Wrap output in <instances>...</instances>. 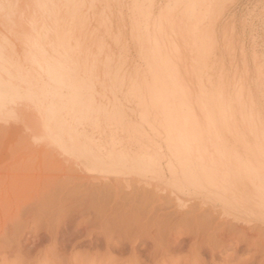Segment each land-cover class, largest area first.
I'll list each match as a JSON object with an SVG mask.
<instances>
[{
  "label": "rangeland",
  "instance_id": "obj_1",
  "mask_svg": "<svg viewBox=\"0 0 264 264\" xmlns=\"http://www.w3.org/2000/svg\"><path fill=\"white\" fill-rule=\"evenodd\" d=\"M83 4H85V6H83V11L87 14L88 20L87 22L85 21L84 24H76V26L78 27L76 28L78 36H80V34L82 36L78 42H76V38H72V40L66 39L62 41V43L53 38V40L50 38L52 41L50 39L40 40V42L35 43H25V40V42L20 40L21 43L18 40V42L13 40L0 42V44L7 47L6 48L4 46V48H2L3 46L0 45V47L2 46L1 52L3 53H1L0 55H4L0 57V65L7 68H13L15 65L22 67H25L27 65L30 67L31 64L29 63L31 62H29L30 60H27L31 57H35L36 55H38L39 57H48L50 59L54 58L56 60H59L61 58L64 59L66 57V60L64 59L66 61L64 68H60V64L58 63V61H53L52 64L54 66L51 64L53 66V69L48 70V73H50L52 76L55 75L57 71H61L63 74L60 79L61 82L59 84L57 83V86L55 87L56 89L42 86L39 88L41 92H38L39 89H37L38 87L36 88V86L29 87L27 85H24L25 87H27L25 88L23 85H21L23 86V88L21 86L17 87L15 86L16 82L19 83V85L21 83L23 84V82L19 79H17L16 82L13 80L14 84L12 82L9 83V85L13 84L14 87L13 85L10 86L13 88L17 87L19 89L18 90L16 88V90H18L17 92L20 95L19 96L17 94V96L21 97V100L18 99L19 102L15 101L18 97L16 99L15 97H13L15 95L14 93L16 92V90L13 89L14 93L11 94L14 95L11 96L13 97V100H15L13 101L12 97L9 96L12 105H10V102H8L9 104L4 103L2 104L3 106L1 105L2 110H4L2 111L0 109V115H3L4 118L2 117L0 118V120L6 122L2 119L8 117L6 118V120L8 119L6 123L9 122L16 125L14 129L17 132V135H20L19 140H21L22 142H19V144L22 145L25 140L28 139L23 144L24 149L26 148L27 150V147H30V149H35L34 151L38 150V152H36L38 153L37 155L33 150H30L28 148V150H30V154L27 152L28 156H26V151L23 149L21 151V147L23 148V146L19 145L21 147H18L20 148L19 152H21V155L23 156L24 154V158L27 159V157L32 155L30 158L31 160L29 159L31 162V166L33 165V169L31 168L32 170H30L32 171V174L31 172L30 174L28 172L29 181H31V179L33 180L32 182H30L31 185H44V183H48L50 179L55 176H57V178L55 177V180L53 179L54 181H52L57 183L60 179L64 180L68 176L70 177V175H74V178L77 175L78 177L80 175L81 177L89 175L90 170H93V168L95 170L96 168L93 167L92 169H86V167L84 166V163L87 159L86 157H82L81 159V161L84 160L82 161L83 166H78V168H76L77 165L75 166L74 163V159L76 158L74 156L80 157L77 145L79 146L82 144L81 147L85 150V146L88 147L90 145V142L92 141L91 137H93V140L95 139V141L101 140L103 146L105 142V145H107V147L104 146L105 151L108 150L109 152H113L115 156L119 154L118 151L126 150L125 147H127V150L124 152L128 153L131 151V149H135V151H137L136 149L139 148V146H143V142H145L146 138L151 137L150 139L154 141V144L149 138H147L150 142L146 140V143L148 142L149 144H145L144 147H150V145H152L151 148L148 147L146 148V150L151 149L149 150V152L152 153L155 151V154L157 155L165 154L169 157L171 156L168 159L170 161H167L166 163L167 165L169 163H171L172 165H169L168 168L166 164H164V167L162 168L163 170H157L159 172L157 173V175L160 174L159 176L163 180V190L161 189L160 192L161 195H168L167 197H172V199L174 200L177 199L176 201H178V199L180 198L182 201L184 200L182 202L183 204H187V209L185 207L187 211L184 208L180 209L179 207L176 206V208L174 206V210L170 208V210L172 209L170 211L171 213L175 210L178 213H180L181 211L182 213L186 211L187 214L188 212H195V214L201 217L203 210L207 209V203H212L208 206L210 208L215 207L211 210H214L217 214L213 213L212 211L210 212L218 216H215L217 223L219 222L218 224L224 225L225 221L228 224V220L233 224L237 220L239 222H237L236 225H229H232L234 227L237 226L239 231L244 228L246 232H249L247 233L249 235H251L252 233L254 235H257V233L260 231L257 236H254L258 237L260 233H262L261 231L264 232V211L252 213L250 212L248 207L242 203L240 197H236L238 195L233 190L231 182L228 179L229 165L225 168L226 171L222 170L224 172L223 174L219 173L216 168H221V162L223 159L222 154L226 156L224 158L225 160L227 159L228 163L233 162L235 157L237 162L238 157L240 163L239 165H236L234 167L238 169L239 172L246 174L247 178L252 184L249 186V190L255 192L257 196L264 202V91H261L264 88L262 86L264 85V80L262 82V79L264 78V71H262V69L264 70V0H85V3ZM83 33L85 34V36ZM58 48L60 49L58 50ZM71 48L72 52L70 50ZM156 51H158L159 57L157 56L158 53ZM68 53H70V55H68ZM69 56L71 59L67 58ZM159 58L160 62L158 60ZM257 67L259 69L261 67L262 68L261 70H259ZM162 72L163 74H161ZM156 74H158V77L155 78V76H157ZM0 76V79L3 78L2 74ZM175 76L179 79H177ZM82 78H86V84L82 83ZM154 79L156 80V82H162L165 79V83L163 82V87L157 86L158 88H161V90H159L160 92L158 91L159 94L156 92V88L154 87ZM47 81H50L49 77ZM70 81L73 84H71ZM75 82L80 83L79 85L83 89H78L76 86H74ZM2 84H4V82ZM122 84L125 85H123L124 89L122 88ZM9 85L6 86L5 91H9L10 87L9 89H7ZM165 85L167 87H165ZM21 88L24 90L27 89L28 93L30 91H33L34 93L27 94V90L25 92L24 90L20 91L22 90ZM34 90L37 91L38 94ZM10 91L12 92L11 89ZM10 91L7 93L9 94ZM21 92H23V95H21ZM168 92L171 93L167 96V94H169ZM172 92L174 93V95ZM177 92L179 95L176 94ZM7 93L4 95L8 96ZM35 93L37 94L38 98L36 97V95H34ZM157 95L161 97V100H158L159 96L157 97ZM172 96V101H174L175 103L174 104L172 102V107H174L175 105V107L177 108L178 106L176 104V101H182V99H184V106L186 110L184 109L185 112L182 110L183 113L181 114L182 111L177 110L179 107L177 109L173 108V110H175L176 112H172V117L177 113V111L181 115L176 114L175 119L177 121L173 117L171 122L170 111L168 110V100L172 99ZM181 96L183 97L182 99ZM201 98L202 100L204 98V101H202ZM207 99L209 100L206 101ZM186 100L191 102L187 103ZM210 100L211 103H209ZM243 100L245 101L243 102ZM160 101H162L164 105L162 102L160 103ZM57 103H60L59 106ZM22 104H24V106ZM153 104H155L157 108ZM161 105H163L164 107L161 108ZM63 106L65 108H63ZM13 107H15V109H13ZM187 108L189 111L187 110ZM162 109H164L163 112ZM5 110L6 112H4ZM117 110L119 111V113ZM158 110L160 111V113ZM167 112L169 119L167 118ZM114 113L117 114L114 116L115 118L117 116V118L115 119L117 122H112L113 124L110 125L111 121L109 122V120L111 117H113ZM214 113L216 114L218 119V122L215 124L211 119V115ZM154 114H156V117L158 118L157 120ZM221 114L223 116H221ZM10 116L12 118H10ZM24 117L27 119H25ZM119 120L120 123H118ZM160 120L162 121L160 122ZM178 120H180V123L178 122ZM164 121H166V123L169 121V123L166 124ZM154 122H158L157 124L159 125H156ZM94 123L96 125H94ZM114 123L118 125L117 126L115 124L118 128L115 129ZM147 123H149L150 125ZM162 123L163 127H161L160 130L159 128ZM174 124L176 125V127ZM113 125L114 127H112ZM132 125L134 130L132 128ZM155 125L157 130L155 129ZM92 126H96L99 128L96 130L94 129L96 127L93 128ZM170 126L173 127V129L176 128V130L172 129L170 131L168 128ZM113 131H115L114 133L116 135V137L115 135L113 136L114 138L129 139V137L127 136H131L130 138H132V140H129L132 141L133 144L137 136V140L135 142L137 143L135 144L136 146H134L132 143L130 145L132 146L131 148L128 144H124V146L126 145L125 147L123 146L124 148L122 147V145H111L110 141L111 138L113 139V137H111L112 134H114ZM157 131L160 134V139ZM156 132L158 135L156 134ZM176 132L177 136H175ZM217 132L219 133V135ZM4 133L7 135L6 131ZM97 133H99V135ZM132 133L133 136H135V139H133ZM21 135L24 136L22 137ZM138 135L143 138V140H141ZM48 136L50 138H48ZM51 136L54 138H52ZM178 136L180 138H178ZM51 139H54L55 142H51ZM138 140L143 144L140 143L139 145ZM183 141H186L188 145L187 149L185 148ZM87 142L89 145L87 144ZM51 143L54 144L51 145ZM83 143L85 144V146ZM28 144H30V146ZM155 146H159V148L156 149L154 148ZM115 147H117V149L118 147H120L119 149L121 150H117ZM128 147L130 148V151ZM36 148L38 149L36 150ZM107 148H109L110 150ZM43 150L45 152L51 151V155L53 152V156L55 154L57 158H55L56 156H54L55 159L52 156L48 157V155H46ZM39 151H43V156L45 157L46 155L47 157L42 158L43 156H39L41 155L40 153H42ZM123 151L121 153H124ZM177 152V156L180 158V161L172 159V156H176L175 154H177ZM189 152H201L203 156H211V159H213L214 161V165H212L211 168L214 170L215 175L213 176L212 183L209 184L210 186L207 185L209 188L207 187L208 189H206V191L204 188L205 184L201 182L203 171L199 173V178H197L192 173H190V170H188L187 167L183 166V164L187 162L185 158H187ZM214 154L216 157H214ZM43 159L45 160V163ZM78 159L80 161V158ZM68 162L70 163V166L68 165ZM58 163L60 165L62 164L63 166L61 165V167ZM72 163H74L73 166ZM176 163L178 166L176 165ZM173 164L174 169L177 167L178 171L173 169ZM67 166L71 167V169L72 167H75L76 169H72L73 171L71 172L68 171V173H71L69 175L66 170L71 169H69ZM112 166L114 167L112 168ZM115 166L116 164L100 168L99 170L102 169L101 171H103V174H99V177L103 180L107 178L112 179L113 181H119L120 177L122 178L125 174H127L128 177L130 176L129 178L123 177V179L120 180L124 181V179H127L128 181H130L129 179L133 180L137 178V173L140 174V172L134 171L133 169L126 170V168L122 165H120L121 167ZM170 166L172 167V172L170 171L172 174L170 172H167L168 169L170 170ZM65 168L67 169L64 170ZM121 168H123V170ZM103 169L109 171L107 172V174H109L107 175L106 171H104ZM75 170H77L76 172H78L79 174H73L72 172H74ZM113 171L115 174L113 173ZM164 171L166 175L165 177H163ZM261 171L263 172V174L261 173ZM188 173H190V175ZM116 174H119L117 175L119 178L116 176ZM121 174L123 176H121ZM132 174L133 178L131 177ZM173 174L176 176H173ZM219 174L223 177H225L226 175V181L222 180L223 178L221 177L222 181L220 182V186L215 187L213 183L218 180ZM61 175H63V177ZM249 175L253 178H251ZM47 177L49 179L48 182H46L48 180L46 179ZM177 177L178 179H176ZM74 178L73 181H71L72 179H70L72 185L69 183L70 181H68L70 185L68 183L67 184L70 187L74 186L75 184L77 185V187H79V189L81 188L80 190L83 191L84 189L82 187L86 183L81 182V184L80 182H78V179L76 180ZM67 180H69V178H67L66 181ZM43 181L45 182L42 184ZM60 183L63 184L64 181H60ZM182 183L184 186L181 185ZM93 186L98 189L101 185L97 184ZM85 187L87 188V184L85 185ZM197 187L200 193L198 190H196ZM176 189L179 191H177ZM173 190L177 191H175L176 194L173 192ZM207 191L212 193H209ZM204 192L206 193L204 194ZM213 192L215 193V196H213ZM121 194V197L124 198L125 196L123 195V193ZM203 194L206 196H204ZM197 195L200 196L198 197ZM102 196L104 198V195H101L100 197L102 198ZM164 196L162 197L163 199L165 198ZM233 198L235 201L233 200ZM245 198L249 199L248 196H246ZM98 199L100 200V198ZM172 199L169 200L172 201ZM174 200L173 204L175 205L177 202H175ZM181 200L179 202H181ZM203 203L206 204V207L203 206ZM200 205L203 210L200 208ZM194 206L198 208H194ZM261 206L264 207V203H261ZM168 211L169 209L166 210V212ZM176 211L174 213H177ZM207 211L205 210L204 213H206ZM210 212H208V214L212 215ZM223 219L225 221H222ZM242 220H244V222ZM220 221L222 223H220ZM246 221H248V223ZM238 223L242 225L238 226ZM252 228H255L259 231L253 229V232ZM38 230L39 228H36L30 234L34 235L38 232ZM62 232V234L65 233L64 231ZM154 232L156 231H153L152 235H155ZM38 233L40 237H43V239H45L44 243L48 245V242H46L48 240V237L45 232L41 231ZM81 233L83 232L81 231L78 234H73L71 236V239H77L80 235H82ZM174 235V237H176L177 234ZM261 236L263 237V235ZM182 237H186L183 242L186 244L193 243L196 246L201 242V240L198 239H196V241L191 240L188 234H184L182 235ZM260 237L259 239H262L264 241V238ZM60 240L62 241L63 238L61 237ZM145 241L146 240L137 242L131 241L132 243H126L127 252L130 253L132 248L133 250L140 251L143 250L146 246L150 247L152 245L151 240L148 239L149 244L147 245ZM23 242H26V238L25 240H23ZM86 245H88L87 240L83 242L81 246L77 247V250L82 249V247ZM259 245L261 246V243L258 244V246ZM47 247L52 249L53 245H48ZM245 247V245H243L242 247V249H244L245 259L248 258L251 254L258 255V252L259 254L261 253V256H259V258L261 257L260 259L264 257V250H262L261 248L260 251H262L260 252L258 247L257 249L252 251H245ZM181 248L182 244L179 246L168 245V250L163 254V257L162 259H160L159 263L186 264L189 256H184L183 258H181V254L179 252L181 251ZM227 248H229V255H225L224 258L221 257V253L223 254V251L220 250L221 248L215 251V254H217L218 256L217 259L219 261H222L219 264H249L254 259L251 258L250 260H245L246 262L233 261L236 258V248L233 246ZM104 250L105 249L103 248L102 255L106 253V250ZM157 251V254L163 252L162 249H158ZM199 253L201 254L200 257H203L202 259H209L208 251L197 249L195 250L194 254L196 257H199ZM3 256L4 254H2L0 257ZM195 256L192 258V261H190L192 262L191 264L200 263V261L197 260ZM39 258L40 260L46 259L43 255H40ZM136 258L139 262L147 260L145 256L141 257L138 255ZM102 259L103 258L101 257V259L98 260L97 264H101ZM154 259L155 256L154 258L149 259L147 263L153 264ZM10 260H13V258H10ZM46 260L51 262L50 260H48V258ZM120 261L121 260L117 259L111 264H119ZM202 263L203 260L200 264ZM125 264L133 263L128 260Z\"/></svg>",
  "mask_w": 264,
  "mask_h": 264
},
{
  "label": "bare ground",
  "instance_id": "obj_2",
  "mask_svg": "<svg viewBox=\"0 0 264 264\" xmlns=\"http://www.w3.org/2000/svg\"><path fill=\"white\" fill-rule=\"evenodd\" d=\"M83 3H85V0H0V42H5L8 40H11V41L12 40L13 41L18 40L20 42V40H22V41L25 40L26 41V42L24 41L25 43H27V42H34L35 43V42H40V40H49L50 38L58 40L61 43H62V41L66 40V39L72 40V38H76V42H78L82 36H81V34H80V36H78V32L76 29L78 27L76 26V24L79 23V25H81L82 23L84 24V22L85 21L87 22V20H88L87 14L83 11V6H85V4H83ZM79 33H81V32H79ZM84 36H85V34H84ZM0 45H2V44H0ZM4 46L2 48H4ZM1 47H0V54L2 53ZM77 47H78V45H77ZM59 49L60 48H58V50ZM11 50H12V48H11ZM70 50L72 52V48ZM74 50H75V48H74ZM5 52H6V50H5ZM156 52L158 53V51H156ZM68 55H70V53H68ZM2 56H4V55H0V57H2ZM29 56H31V55H29ZM32 56H33V53H32ZM157 56L159 57V53L157 54ZM67 58H70V56ZM8 59H10V58H8ZM64 59L61 58L59 60H56L54 58L50 59L48 57H42V56L39 57L38 55H36L35 57H31L27 60V61L30 60L29 62H31V63H29V64H31L30 67L27 65H26L27 67L15 65L13 68H9V67L7 68V67H3L0 65V70H1L0 75L2 74V77H3V78H1L2 80L0 79L1 80V82H0V107L2 104H4V103L7 104L8 102L11 101L9 96H11V95L13 96L15 94L13 97H15V99L18 97L17 94L19 95V93L17 91L19 89L17 87L21 86V85H23V86L27 85L29 87L30 86H36V88L38 87L37 89H39L42 86H47L51 89H56L55 87L57 86V83L59 84L61 82L60 79H61V76H63V74L61 71L60 72L57 71V73L52 76L50 73H48V70L53 69V66H54L52 64L53 61H56V62L58 61V63L60 64V68H64L65 63H66V61H65L66 59L65 60ZM161 59H163V58H161ZM158 60L160 62V58ZM158 66H159V64H158ZM167 68H168V66H167ZM261 68L260 69L258 68V69L261 70ZM156 69H157V67H156ZM92 70H93V68H92ZM262 71H264V70L262 69ZM161 74H163V72ZM156 75L157 76H155V78L158 77V74H156ZM48 77H49L50 81H47ZM261 78H262V76H261ZM17 79L21 80L23 82V84L20 82L21 84L19 85V83L16 82ZM177 79H179V78H177ZM13 80L16 82L15 86H17V87H15V88H13L14 87ZM161 80H163V79H161ZM164 80L162 82L161 81L156 82V80H155L154 81L155 83H153L154 87L156 88V92L158 94H159V92H160L159 90H161V88H158L157 86L163 87V85L165 83ZM263 80H264V78L262 79V82H263ZM3 82H4V84H2ZM12 82H13V84H10V85L11 86L13 85V87H11L9 85V83H12ZM179 82H180V80H179ZM82 83L86 84V78H82ZM71 84H73V83L71 82ZM79 84L80 83L75 82L74 86H76L78 89H83ZM263 84H264V82H263ZM1 85H2V87L5 85L3 87L4 89L1 87ZM7 85H9L7 87V89H9V87H10V89L12 90V92H11L9 89L10 95L7 93L9 91H7V90L5 91ZM123 85L124 84H122V88L124 89L125 85L124 86ZM177 85H179V84H177ZM23 86H21V87L23 88ZM262 86L264 87V85H262ZM262 86H261V88H262ZM165 87H167V86L165 85ZM16 88L18 90H16ZM25 88H27V87H25ZM13 89L16 90L15 93L13 92ZM263 89L261 91H264ZM2 90H3V92H2ZM23 90L24 89H22L20 91H23ZM26 90L27 89H25L24 92ZM244 90H246V89H244ZM168 91H170V90H168ZM26 92H27V94L34 93L33 91H30L28 93V90ZM35 92L37 93V91H35ZM38 92H41V90L39 89ZM164 92H165V90H164ZM6 93L8 94V96L4 95ZM11 93H14V94H11ZM22 93L23 92H21V95H23ZM36 93L34 95H36V97L38 98V96H37L38 93L37 94ZM152 93H154V92H152ZM170 93L169 94L166 93L167 96L170 95ZM174 93H175V91H174ZM174 93H173V95H174ZM176 94H178V92ZM34 95H32V96H34ZM249 95H250V93H249ZM158 96L159 95H157V97ZM13 97H12V100H13ZM25 97H26V93H25ZM182 98L183 97L181 96V99ZM18 99L21 100V97H18L15 101L19 102ZM177 99H175V100H177ZM214 99H216V98H214ZM158 100H161L160 96H159ZM162 100H164V99H162ZM172 100H173V96H172V99L168 100V104H169L168 110L170 111L171 122H172L173 117H174V119L176 118V114H180V113H178L179 110L180 111L183 110L184 112L186 110L185 106H184L185 105L184 99H182L183 102L180 100L176 101V104L179 107V108L177 107L178 109L175 107V105H174V107H172V105L174 103V101H172ZM201 100H202V98H201ZM208 100L209 99H207L206 101H208ZM202 101H204V98ZM244 101L245 100H243V102ZM52 102H53V100H52ZM161 102L162 101H160V103ZM190 102L187 101V103H190ZM196 103H198V102H196ZM209 103H211V100ZM57 104L59 106L60 103H57ZM155 104H153V105L156 107ZM10 105H12L11 102H10ZM22 105L24 106V104H22ZM54 105H55V103H54ZM119 105H121V104H119ZM163 105H164V103H163ZM163 105H161V108L164 107ZM15 107H13V109H15ZM63 108H65V107L63 106ZM173 108L174 109L176 108L178 111L172 117V112L173 111L176 112L175 110H173ZM0 109L2 110V107ZM163 110L164 109H162V112H163ZM187 110H188V108H187ZM114 111H115V109H114ZM123 111H124V109H123ZM183 111L181 112V114L183 113ZM188 111H186V112H188ZM4 112H6V110ZM118 113H119V111H118ZM159 113H160V111H159ZM240 113H242V112H240ZM0 114H1V112H0ZM9 114H11V113H9ZM31 114H29V115H31ZM108 115H110V114H108ZM115 115H117V114L114 113L113 117L110 116L111 117L109 120V122L111 121L110 125L113 124L112 122L116 121L115 119L117 118V116L115 118L114 117ZM154 115H155V118L157 120L158 118L156 117V114H154ZM159 115H161V114H159ZM185 115H186V113H185ZM0 116H1L0 118L3 117V115H0ZM14 116H15V114H14ZM221 116H223V115L221 114ZM168 117L169 116H168V112H167V118ZM190 117H189V119H190ZM194 117H195V115H194ZM204 117H205V115H204ZM6 118H8V117H6ZM6 118L2 119V120H5L7 122L8 119L6 120ZM10 118H12V117L10 116ZM59 118H61V117H59ZM25 119H27V118H25ZM93 119H94V117H93ZM178 119H179V116H178ZM61 120H59V121H61ZM144 120H145V118H144ZM161 121L162 120H160V122ZM166 121H164V122L166 123ZM176 121H175V124H176ZM179 121L180 120H178V122ZM235 121H237V120H235ZM6 122H3L0 120V256L2 254H4L3 257H0L1 264H97L98 260L101 259V257L103 258L101 264H111V263L115 262V260H117V259L121 260L119 264H125V263H127L128 260L131 261L133 264H148L147 262L149 261V259L154 258V256H155V259H154L153 264H160L159 261H160V259H162L163 254L168 250V245L169 246L170 245H175V246L178 245L179 246L181 244H182V248H181V251H179L181 254V258H183L184 256H189V259L186 262V264L192 263L190 261H192V258L195 256L194 253H195V250H197V249L206 250L209 252V259H205V258L202 259L203 257H200V255H201L200 253H199V257L195 256V258H197V260H199L200 263L203 260L202 264H219L222 261H219L217 259L218 256H217V254H215V251L217 249L221 248L220 250L223 251V254L221 253V257L224 258L225 255H229V248H227V247H231V246L236 248V250L234 249L236 251V255H235L236 258L233 261L242 262V261L250 260L251 258H254L253 261L249 264H264V257L262 259H260L261 257L259 258V256H261L260 255L261 253L259 254V252H258V255L251 254L248 258L245 259L244 258V249H242L243 245H245L246 246L245 251L246 250L252 251V250L257 249V247L259 248V251H260V248L262 250H264L263 249L264 248V241L262 239H259V237L261 235H263V237L261 236L260 238H264V232L263 231H261L263 234L260 233V235L258 237H254V236H257L260 231L255 229V228H252V231H253V229L259 231L257 233V235H254L253 233H252L253 235L247 234L249 232H246L244 228L242 229V227H241L242 230L239 231L237 226H235V227L232 226V225H236V223L239 222L237 220H236V222L233 221V222H235L233 224L231 222H229V220H228V224H227L226 221L223 219L222 221H225L224 225L218 224L219 222L217 223V220L215 218L216 215L212 214V212L213 213H216V212L214 210L213 211L211 210V209H214L215 207L210 208L208 206V205H211L212 203L211 204L207 203V209H205V210L206 211L209 210V211H207L206 213H204L205 210H203L201 208V205H200V208L203 210V212H202L201 217H199L197 214H195V212H191V213L188 212V214H187V212H186L187 211L186 210L187 204L182 203L184 200L182 201L179 198L178 201H176L177 199L174 200V199H172V197L169 198V197H167L168 195L167 196L163 195L165 198L164 199L162 198L163 196L161 195L160 192L162 189L163 180L159 176L160 174L157 175V173H159L158 172L159 169H162L164 167V164H166V166L168 168H169V165H172L171 163H169L168 165L166 163L167 161H170L168 159L171 156L169 157L168 155H165V154L157 155V154H155V151L152 153L149 152V150H151V149L146 150V148H148L149 146L144 147V145L147 144L148 142H150L149 139L151 137L150 138L147 137V138H149V139L146 138V140L148 142L146 143V140H145V142H143L144 144L141 143V141L139 142V140H140L139 139L138 144L140 145V143H141V144H143V146L138 145L139 148L136 149L137 151H135V149H131V151H130V148L132 147L130 145H131V143L133 144V142L129 140V139L132 140V138H130L131 136H127V137H129V139L126 138L127 140L126 139H120V138H114L113 136L115 135V133H114L115 131H113L114 134H112V136H111V137H113V139L109 136L111 138V141H110L111 145L112 144H113V146H117V145L121 146L122 145V147H123L124 144H128L130 147V148L128 147L129 151H130L128 153L124 152L127 150V147H125L126 145L124 146L126 148V150H124V151L119 149L120 147H118V149H117V147H115L117 150H121V151H118L119 154L117 156H115V154L113 152H109L107 150L109 148H107L106 149L107 151H105L104 146L107 147V145H105L106 144L105 142H104V146H103L100 139H99L100 141H97V140L95 141V139L93 140V137H91L92 141L90 142V145L87 142V144L89 145L88 147L85 146V144L83 143L85 146V150H84V148L82 149L81 142H80L81 145H79V146L77 145V149L79 151L78 153H80L79 154L80 157L74 156L76 158V159H74L75 160L74 161L75 166L77 165L76 168H78V166L79 167L83 166L82 161H84V160L81 161L82 157L87 158L85 163H84L85 164L84 166L86 167V169H90V168L92 169L93 167L96 168L95 170H94V168H93V170H90L89 175H86L83 177H81V175H80L78 177L77 174H79V173L76 172L77 170H75L74 172H72L73 174L77 173L76 174L77 176H75V178H74L73 177L74 175L71 176L70 175L71 173H68V171L71 172L76 168L72 167V169H73L72 170L71 167H69L70 163L68 162L69 166H67V167L71 170H66L67 168H65L64 170H66L67 173L70 175V177L69 176L67 177V178H69V180L66 181L67 178H65L64 180L60 179L58 181L59 183L58 182L56 183L53 181L55 180V177L57 178V176L52 177V179H50V181L47 177L46 179H48V180L46 182L49 181L48 183H44L45 181H43L42 184L44 183V185H41V186H39V185L34 186L33 185L32 186L30 182H32L33 180L31 179V181H29V175H28V172H29V174H30V172L32 174V171H30L33 169L32 168L33 165L31 166V164H30L31 163L30 158L32 155L27 157V159H26L23 157L24 154H23V156L21 155V152H19L20 148H18V147L23 146V144L28 139L25 140L23 138L25 140V142L22 145L19 144V142L20 143H22V142H21V140H19L20 135L18 136L17 132L14 129L16 125L13 123L11 124L9 122L8 123H6ZM95 123H94V125H96ZM118 123H120V120ZM157 123L158 122H156L155 124L159 125ZM168 123H169V121L166 124H168ZM115 124L116 123H114V125ZM147 124H149V123H147ZM114 125L112 127H114ZM116 125H115V129L118 128V127H116ZM156 125H155V129H156ZM94 127H96V126H94ZM161 127H163V123L159 128L160 130H161ZM170 127H168V128L171 131L173 129V127H171V128ZM175 127H176V125H175ZM98 128L99 127H96L94 129L97 130ZM132 128H133V125H132ZM16 129H17V127H16ZM177 129H178V127H177ZM133 130H134V128H133ZM160 130H158V131H160ZM173 130H176V128H174ZM179 130H180V128H179ZM5 131L7 132V135L4 133ZM157 132H156V134H157ZM165 132H166V130H165ZM97 134L99 135V133H97ZM158 134H159V132H158ZM175 134H176L175 136H177V132ZM73 135H74V133H73ZM98 135H97V137H98ZM110 135H111V133H110ZM158 136L160 139V134ZM158 136H157V138H158ZM179 136H178V138H180ZM115 137H116V135H115ZM132 137H133V139H135L134 138L135 136H133V133H132ZM48 138H50V137L48 136ZM52 138H54V137H52ZM161 138H162V135H161ZM75 139H77V138H75ZM136 140H137V136H136V139L134 141L136 142ZM141 140H143V138H141ZM53 141L55 142L54 139L51 142H53ZM135 142L133 144L134 146H136L135 144H137ZM151 142L153 143L154 141L151 140ZM183 143L185 145V148L187 149L188 145H187L186 141H183ZM52 144H54V143H51V145ZM19 145H21V146H19ZM28 145L30 146V144H28ZM151 145L149 148H151ZM156 146L154 148H156V149L159 148V146L158 147H156ZM28 148L30 149V147H27V150H28ZM38 148H36V150ZM22 149L25 150L26 153L27 152L29 153L30 150H33V151L35 150V149H30L27 151L26 148L24 149V146H23V148L21 147V151H22ZM111 150H112V148H111ZM43 151H39V152H42V153H40L41 155H39V156H43V154H44ZM122 151L126 154L121 153ZM34 152L36 153V152H38V150L34 151ZM163 152H161V153H163ZM26 153H25V155L28 156V153L27 154ZM32 154H34V153H32ZM36 154L38 155V153H36ZM45 154L48 155V157L52 156L53 158H54V156H56L55 154L53 156V152L51 155V151L50 152L46 151ZM46 155H45V157H47ZM63 155H64V152H63ZM175 155L176 156H172V159H176L178 161L180 159L177 156L178 152ZM45 157L43 156L42 158H45ZM52 157H51V159H52ZM214 157H216L215 154H214ZM224 157L225 156L222 154L223 159H222V162L220 161L221 162V168L217 169L215 167L216 170H218V172L222 173V174L224 173L222 170H225V168L228 166V163L226 162ZM55 158H57V156ZM78 158H80V161ZM172 159H171V161H172ZM185 160L187 162H185L183 164V166L187 167L188 170H190V173H192L195 177L199 178V173L203 171L201 182H203L205 184L204 188L206 191V189L209 188L207 185L212 183L213 176L215 175L214 170L211 168V166L214 165V161H213V159H211V156H209V157L205 156V155L203 156L201 152L200 153H197V152L196 153H190L189 152L187 155V158H185ZM237 162H238V164L240 163V160L238 157H237ZM44 163H45V160H44ZM74 163H72V166L74 165ZM182 163H183V161H182ZM115 164H116V166H119V167H121L120 165H122L123 167L126 168V170H129V169L132 170L133 169L134 171L140 172V174L137 173L136 174L137 178L134 177L135 179H133V180L129 179L131 182L128 181L127 179H124V181H121L123 179V177H128L127 174H125L127 176H125V175L123 176L122 175L123 173L121 174V176H123V177L122 178L120 177L121 180L119 179V181H117V180L113 181L112 179H107L105 176L104 177L106 179H104V180L99 177V174H103V171H101L102 169L99 170L100 168H103L104 166L115 165ZM176 165H177V163H176ZM231 165H233V164H231ZM48 166H49V163H48ZM113 167L114 166H112V168ZM260 168H262V167H260ZM108 169H110V168H108ZM121 169L123 170V168H121ZM173 169H174V164H173ZM59 170H60V167H59ZM174 170L178 171V168L176 167ZM104 171H106V170H104ZM170 171L172 172L171 166H170V170L168 169L167 172H170ZM55 172H57V171H55ZM59 172H62V171H59ZM107 172H109V171H106V174H107ZM52 173H53V170H52ZM111 173H112V171H111ZM113 173H114V171H113ZM190 173H188V174L190 175ZM261 173L263 174L262 171H261ZM64 174H66V173H64ZM163 174H164L163 177H165L166 176L165 171ZM242 174H244V173H242ZM58 175H60V174H58ZM117 175H119V174H116V176ZM61 176L63 177V175H61ZM173 176H176V175L173 174ZM71 177H73L76 180L78 179V182H80V183L85 182L87 184V188L85 187L86 184L83 185V187L82 186L81 187L84 190L86 188V190L85 191L80 190L81 188L79 189V187H77V185H75V184H74V186L70 187L69 185L70 184L72 185L71 181H73V178H71ZM131 177L133 178V174ZM251 178H253V177H251ZM261 178H263V177H261ZM70 179H72V180L70 181ZM176 179H178V177ZM221 179L226 181V175H225V177H223L219 174L218 180H216L213 183L215 187L220 186V182L222 181ZM235 179H237V178H235ZM60 181H62V182L64 181V183L61 184ZM68 181H70L69 182L70 184L68 183ZM229 181H230V179H229ZM179 182H181V181H179ZM184 182H186V181H184ZM174 183H175V181H174ZM97 184L101 185L100 188H98V189H96V187L93 186V185H97ZM181 185H183V183ZM235 185H237V184L235 183ZM79 186H80V184H79ZM178 186H180V185H178ZM236 189H237V187H236ZM196 190H198V187ZM175 191L173 190V192L176 194V192L179 190H177L176 192ZM180 191H182V190H180ZM163 192H166V191H163ZM207 192H209V191H207ZM242 192H244V191H242ZM121 193H123V195L125 196L124 198L121 197V195H122ZM170 193H169V195H170ZM179 193H181V192H179ZM199 193H200V191H199ZM205 193L206 192H204V194ZM209 193H212V192H209ZM214 194L215 193L213 192V196H215ZM239 194H241V193H239ZM101 195H104V198H103V196L101 198L100 197ZM200 195H202V194H200ZM243 195H244V193H243ZM249 195H250V193H249ZM204 196H206V195H204ZM236 197L238 198L239 196H236ZM256 197H258V196L256 195ZM98 198H100V200ZM168 198L172 199V201L169 200ZM173 200L175 202H177L176 203L177 205L173 204L174 203ZM180 200H181V202H179ZM231 200H232V197H231ZM233 200H234V198H233ZM254 201H257V200H254ZM203 204H204L203 206L206 207V204L205 203H203ZM174 206L175 207L177 206L180 209H183V208L185 209V207H186V209H185L186 211H184L185 213L184 212L182 213V211L180 212V210H179L180 213H178L176 210L175 211L177 213H174L175 211L174 212L172 211V213H171L170 211L173 209ZM195 207L196 206H194V208ZM198 207H196V208H198ZM170 208H172V209L170 210ZM168 209H169V211L166 212V210H168ZM194 210H196V209H194ZM210 211H212V212H210ZM208 212H210L212 215H209ZM220 213H221V211H220ZM221 215H222V213H221ZM216 217H218V216H216ZM242 221L244 222V220H242ZM246 222L248 223V221H246ZM220 223H222V222L220 221ZM247 223H246V225H247ZM229 224H232V225L230 226ZM241 225L239 224L238 226H241ZM244 227H245V225H244ZM36 228H39L38 232H41V231L45 232V234L48 237V240L46 242H48V245H53L52 249L47 247L48 245H46L44 243L45 239H43V237H40L38 232L34 235L30 234ZM263 228H264V226H263ZM62 231H64L65 233L62 234L63 233ZM81 231L83 232V233H81L82 235H80L75 240L71 239V236L73 234H78ZM153 231H156V232H154L155 235H152ZM252 231H250V232H252ZM255 233H256V231H255ZM174 234H177L176 237H174L175 236ZM184 234H188L190 239L193 241L194 240L196 241V239H198V240H201V242L199 241L200 243H198L196 246L193 243H188V244L183 243L184 240L186 239V237L185 238L182 237V235H184ZM61 237L63 238L62 241L60 240ZM25 238H26V242H23V240H25ZM148 239L152 241V245L150 247L146 246L143 250H140V251L139 250L138 251L133 250V248H132L130 253L127 252L126 243L128 244V242H131V241L137 242V241L146 240L145 243L147 245V244H149ZM86 240L88 241V245L82 247V249H80V250H77V247L81 246V244L83 242H85ZM260 240H262V241H260ZM151 241H149V242H151ZM260 243H261V246L259 245L260 246L259 247L258 244H260ZM262 243H263V247H262ZM103 248L106 250V253L105 254L103 253L104 255H102ZM158 249H162L163 252L157 254ZM40 255L45 256V258L46 259L48 258V260H50L51 262L47 261L45 258H44L45 260H40V258H39ZM138 255L141 257L145 256V258H147V260L146 261L144 260L143 262H139L136 258ZM10 258H13V260H10ZM200 263H198V264H200Z\"/></svg>",
  "mask_w": 264,
  "mask_h": 264
},
{
  "label": "crops",
  "instance_id": "obj_3",
  "mask_svg": "<svg viewBox=\"0 0 264 264\" xmlns=\"http://www.w3.org/2000/svg\"><path fill=\"white\" fill-rule=\"evenodd\" d=\"M211 119L213 120V123H217L218 122V119H217V116L216 114H212L211 115ZM218 129V127H217ZM218 133V132H217ZM219 135V133H218ZM226 157V156H225ZM227 161V159H226ZM228 163V161H227ZM233 164V165H231ZM229 165V179H230V182H231V186L233 188V190L235 191V193L241 197V201L242 203L248 207V209L250 210V212L252 213H255V212H260V211H264V207L261 206V203H264L259 197H256V193L249 190V186L252 185L251 182L249 181V179L247 178L246 174H242L241 172L238 171V169H236L234 166L236 165H239L237 162H236V157L235 159L233 160V162H229L228 163ZM234 171H233V170ZM236 170V171H235ZM237 173V174H236ZM231 176V177H230ZM237 176V177H236ZM237 179H235V178ZM240 177V178H239ZM246 178V179H245ZM236 180V181H235ZM244 180V181H243ZM240 181V182H239ZM246 182V183H245ZM235 183L237 185H235ZM247 184V185H246ZM235 186V187H234ZM237 187V189H236ZM239 188V189H238ZM242 188V189H241ZM248 190V191H247ZM241 191V192H240ZM244 191V192H242ZM241 193V194H239ZM244 193V195H243ZM250 193V195H249ZM252 193V194H251ZM249 197V199L245 198L247 195ZM241 195V196H240ZM253 196V197H252ZM254 200H257V201H254Z\"/></svg>",
  "mask_w": 264,
  "mask_h": 264
}]
</instances>
